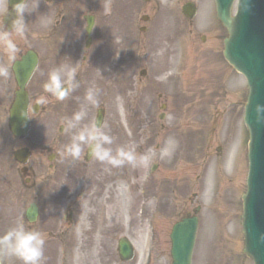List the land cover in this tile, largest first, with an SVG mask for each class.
Returning a JSON list of instances; mask_svg holds the SVG:
<instances>
[{
    "label": "rangeland",
    "instance_id": "obj_1",
    "mask_svg": "<svg viewBox=\"0 0 264 264\" xmlns=\"http://www.w3.org/2000/svg\"><path fill=\"white\" fill-rule=\"evenodd\" d=\"M67 1L75 5L78 28L73 51L61 41L53 57L42 53L38 28L44 0H38L36 9L25 14V38L14 33L11 36L18 48L15 59L27 49L41 53L27 90L31 104L41 96L48 100L37 113L30 112L29 131L21 138L13 137L7 124L16 89L11 71L15 59L10 61L0 45V57L7 60L0 64L10 71L7 80L0 78V236L19 224L42 233L44 264H142L147 256L149 264H170L171 227L181 215L197 208L199 221L191 264H253L242 253L241 230L248 137L243 127L238 130V119L247 87L221 58L226 30L216 18L213 1ZM186 1L197 7L192 19L181 15V5ZM35 2L29 0L30 8ZM85 14L95 17L97 39L89 49L84 48ZM143 14L148 15L147 22L139 20ZM142 25L146 27L143 32L139 30ZM0 29L7 31L1 15ZM85 53L87 58L82 60ZM184 57L194 70L175 80L171 76L173 62L178 61L179 67ZM62 66L76 71L79 88L64 102H57L43 92L42 86L49 72ZM198 68L223 69L226 78L213 88ZM141 69L146 70L143 77L139 75ZM198 81L210 89V93L206 89L199 92L205 96L201 100L193 95ZM231 83L235 88H230ZM89 88L99 92L102 126L115 140L113 151L119 147L133 150L138 158H146L147 164L114 169L94 158L85 161L84 152L78 161H61L59 156L53 186L39 179L41 172H54L46 169V157L51 152L58 157L53 139L68 112L73 115L86 109L80 128L93 124L99 107L85 101ZM224 94L229 95L226 104L220 101ZM198 100L203 103H195ZM206 104L213 107L210 117ZM228 104L236 114L230 116L229 111L224 118ZM198 140L199 148L193 149L192 143ZM22 146L30 151L26 166L30 177L35 175L31 184L25 183L21 165L12 157V151ZM165 151L171 153L170 158ZM73 200L80 211L71 217L67 209L73 208ZM220 200L225 208L217 202ZM28 202H36L40 208L35 223L27 222L24 216ZM123 235L135 247L129 262H122L117 255V239ZM212 240L214 254L208 252ZM4 264L20 262L5 258Z\"/></svg>",
    "mask_w": 264,
    "mask_h": 264
},
{
    "label": "water",
    "instance_id": "obj_2",
    "mask_svg": "<svg viewBox=\"0 0 264 264\" xmlns=\"http://www.w3.org/2000/svg\"><path fill=\"white\" fill-rule=\"evenodd\" d=\"M214 1L216 15L228 33L223 42L224 57L245 76L249 88L244 112L250 135L247 189L242 197L243 252L254 264H264V120H258L255 111L257 106H264V0H238L234 16L231 15L234 0ZM21 2L10 0L12 6ZM90 26L89 23L88 31ZM35 63L34 54L28 52L13 65L19 89L10 109L9 125L16 135L26 133L28 128V97L24 86ZM100 118V115L96 118L97 126ZM196 224V219L191 218L173 226L172 264H190ZM119 250L122 257L131 255L130 244L124 239L119 241Z\"/></svg>",
    "mask_w": 264,
    "mask_h": 264
},
{
    "label": "clouds",
    "instance_id": "obj_3",
    "mask_svg": "<svg viewBox=\"0 0 264 264\" xmlns=\"http://www.w3.org/2000/svg\"><path fill=\"white\" fill-rule=\"evenodd\" d=\"M37 3L38 0L31 8L29 0H22L21 3L15 4L13 6L15 19L12 21V30L9 32L0 29V45H3L6 49L10 61L15 59L18 51L17 45L11 36L14 33L21 39L25 38L27 24L24 21V16L36 9ZM7 6L8 0H0V10L3 11V15L7 12ZM76 75V71L67 66L53 69L49 72L48 79L42 86L43 92L49 94L57 102H64L72 92L79 88ZM9 76V67L0 64V78L7 80ZM98 95V90L89 88L85 93L84 99L87 104L99 107ZM47 103L48 100L45 96H41L37 100V104L40 106H44ZM255 111L258 120H264V115H262L264 114V106H257ZM86 116V109L82 108L63 121L64 133L74 134L71 136V142L65 145L58 153L61 161L64 159L80 160L84 152V146H86L91 158L114 169L147 164V159L144 157L138 158L133 150L119 147L113 151L111 146L115 140L104 131L103 126L92 124L90 127L80 128ZM78 128L80 130L76 131ZM165 156L170 158L171 153L165 151ZM44 245L45 239L42 233L28 231L23 224H19L9 229L3 236H0V264H4L5 258H15L20 264H44Z\"/></svg>",
    "mask_w": 264,
    "mask_h": 264
},
{
    "label": "flooded vegetation",
    "instance_id": "obj_4",
    "mask_svg": "<svg viewBox=\"0 0 264 264\" xmlns=\"http://www.w3.org/2000/svg\"><path fill=\"white\" fill-rule=\"evenodd\" d=\"M49 2L50 3L52 2L51 8L47 7V4ZM43 4L44 5L41 7L42 9L40 8V22H39V28H38L39 40H40V46H41L42 53L44 52V54L45 55L47 54V56L49 53L53 57V55L57 53L56 52L57 48H58V50H60V47H61L60 42L61 41L63 42L62 45L65 46L69 51H73L74 48L76 47V38H77L76 37V30H78L77 24H76V19H75V5H72L67 0H44ZM7 10H8V7H7ZM83 18H84V16H83ZM93 20L95 22V19H93ZM85 21L86 20H84V22ZM93 28H94V26H93ZM93 28H92L91 36H90L91 37L90 44H92L94 42V40L97 39V36L93 32ZM86 39H87V37L85 35V41H86ZM40 55H41V53H39V54L37 53L38 61H39ZM63 55L64 54H62V56ZM86 58H87V55L85 53L82 56V60H85ZM173 65L177 66L178 61L176 63L173 62ZM188 65L190 67H188ZM181 67H182V69H181ZM193 67L194 66L190 62H188V60L181 61L179 64V69L177 71L178 75L176 76V79L179 80L180 78H182L183 74H185L186 71L188 73H191L194 70ZM197 70H199L200 74H202V76L207 81L212 82L213 88H214L215 83L217 85H220L224 82V80L226 78L223 73H216L215 71H213L210 68L209 69L206 68L203 70L198 68ZM194 84L197 86L196 89H198V90H194L193 95H194V97H197V98L199 97V100H201L202 98L205 97L202 93L199 94V92H202L203 89H206L208 91V93H210V89L204 81H198L197 83H194ZM228 96H229L228 94H224V97H222L220 99V101L224 100L225 104H226L228 102L227 101ZM199 100L197 102L198 104L203 103V101H199ZM207 103H209V102H207ZM206 106L209 107L212 105L206 104ZM225 106L227 108L226 113H229V111H231V110H229L228 108H231V106L229 104L225 105ZM232 114H236V113L234 111H232L231 115ZM237 114H239V113L237 112ZM71 116H72L71 112H68L65 115V117H68V118H70ZM65 117L63 116V118H65ZM73 134L74 133L65 134L63 131V126H61V127L59 126L58 134L53 139V144L55 145V149L57 152H60L64 148L65 145H67L71 142V136ZM48 158H50L51 161L47 164L46 169L47 170H53L54 172H51V173H48L47 171L41 172L39 179L40 180L41 179L46 180L47 183L51 182L52 184H54L53 186H55L56 181H57V174L59 173L55 169V164L59 160V155L57 157V155L55 153H53L52 155L47 156V159ZM69 160L70 159L66 160V162H68ZM68 168L69 167H67V169ZM24 178H25V183L27 182L28 184H31L32 178H35L34 174L31 175V177H30L28 167L25 171ZM50 187H52V186H50ZM30 203L28 204L27 207L30 206ZM75 209H76V206L74 205V208L70 209L69 212L71 215L75 214L77 216V211H75ZM38 215H39V206L37 205V217H38Z\"/></svg>",
    "mask_w": 264,
    "mask_h": 264
},
{
    "label": "bare ground",
    "instance_id": "obj_5",
    "mask_svg": "<svg viewBox=\"0 0 264 264\" xmlns=\"http://www.w3.org/2000/svg\"><path fill=\"white\" fill-rule=\"evenodd\" d=\"M203 62H204V59H203ZM185 100H186V99H185ZM0 147H2V146L0 145ZM1 171H2V169H1ZM4 183H5V182H4ZM217 202H218L219 204H222V206L225 205L223 200H220V201H217ZM223 207H224V206H223ZM224 208H225V207H224ZM217 232H219V231H217ZM213 241H214V240H212V243H210L209 246H208V247H210V249H211V250L208 251V252H211V253L214 254V252H215V248H212V247H214V246H213V244H214ZM212 249H213V250H212ZM213 251H214V252H213ZM209 257H210V255H209Z\"/></svg>",
    "mask_w": 264,
    "mask_h": 264
}]
</instances>
